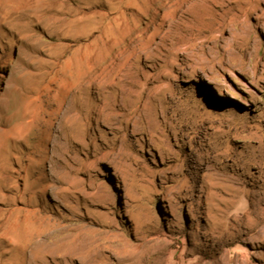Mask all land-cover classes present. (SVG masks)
I'll use <instances>...</instances> for the list:
<instances>
[{"label": "rangeland", "instance_id": "374dc122", "mask_svg": "<svg viewBox=\"0 0 264 264\" xmlns=\"http://www.w3.org/2000/svg\"><path fill=\"white\" fill-rule=\"evenodd\" d=\"M0 264H264V0H0Z\"/></svg>", "mask_w": 264, "mask_h": 264}]
</instances>
